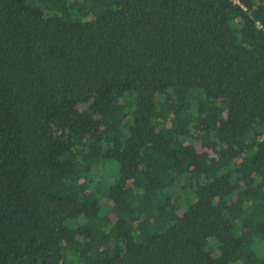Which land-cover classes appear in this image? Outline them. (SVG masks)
Instances as JSON below:
<instances>
[{
  "label": "trees",
  "instance_id": "trees-1",
  "mask_svg": "<svg viewBox=\"0 0 264 264\" xmlns=\"http://www.w3.org/2000/svg\"><path fill=\"white\" fill-rule=\"evenodd\" d=\"M0 264H264V0H0Z\"/></svg>",
  "mask_w": 264,
  "mask_h": 264
}]
</instances>
